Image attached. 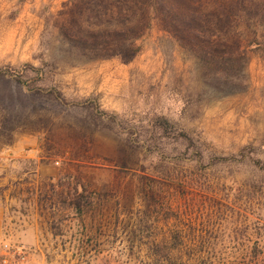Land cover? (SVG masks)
<instances>
[{"label": "rangeland", "instance_id": "1", "mask_svg": "<svg viewBox=\"0 0 264 264\" xmlns=\"http://www.w3.org/2000/svg\"><path fill=\"white\" fill-rule=\"evenodd\" d=\"M262 3L152 0L127 62L90 45L139 17L0 0V264H264ZM221 37L235 89L197 54Z\"/></svg>", "mask_w": 264, "mask_h": 264}, {"label": "trees", "instance_id": "2", "mask_svg": "<svg viewBox=\"0 0 264 264\" xmlns=\"http://www.w3.org/2000/svg\"><path fill=\"white\" fill-rule=\"evenodd\" d=\"M87 4L90 2L95 3L96 8L91 12V16L97 15L98 7L104 8L100 12L106 15L116 7V11L119 18H131V15L139 17L138 21L132 25H125L121 28H114L103 35L97 37V41H92L90 45L94 49L93 54L96 57L101 58H111L114 56L121 57L124 61H131L135 56L142 50L140 44H138V39L144 32L145 19L149 12L150 6L156 7L152 4V0H85ZM127 5L129 8H127ZM134 5H138L139 9H135ZM261 8L264 11V3L261 4ZM108 11V8H110ZM220 9H223L220 7ZM132 11V14L129 12ZM101 14V13H100ZM92 18V17H88ZM103 20H99L102 23ZM259 24L264 23V16L258 21ZM149 27V23L146 24ZM199 28L202 31V24L194 23L192 27ZM193 27V28H194ZM204 27V26H203ZM186 33L189 37L199 35L195 32ZM225 32V31H224ZM228 32V31H226ZM258 42H256L257 44ZM199 58L207 66V76L213 79V83L216 87L221 90L235 89L243 83V67L246 63V51L240 50L239 46H232L222 37L217 42L216 51H211L208 49H203L197 52ZM177 243L181 240H175ZM173 256H167V260H172ZM199 257H193L191 260H198Z\"/></svg>", "mask_w": 264, "mask_h": 264}, {"label": "built area", "instance_id": "3", "mask_svg": "<svg viewBox=\"0 0 264 264\" xmlns=\"http://www.w3.org/2000/svg\"><path fill=\"white\" fill-rule=\"evenodd\" d=\"M11 253H12V255H17V256L21 257L22 259L25 258L22 250H13ZM5 261L7 262L8 259H5Z\"/></svg>", "mask_w": 264, "mask_h": 264}]
</instances>
